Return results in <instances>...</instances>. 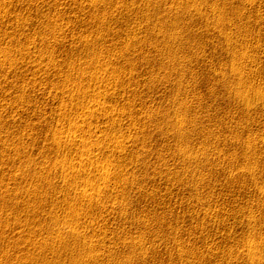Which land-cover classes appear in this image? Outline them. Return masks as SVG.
<instances>
[{
  "label": "rangeland",
  "instance_id": "obj_1",
  "mask_svg": "<svg viewBox=\"0 0 264 264\" xmlns=\"http://www.w3.org/2000/svg\"><path fill=\"white\" fill-rule=\"evenodd\" d=\"M239 85L264 95V0H0V191L17 198L2 240L51 223L24 205L66 212L57 188L108 163L120 207H77L98 264H264V97L247 107ZM94 91L113 118L83 114Z\"/></svg>",
  "mask_w": 264,
  "mask_h": 264
},
{
  "label": "bare ground",
  "instance_id": "obj_2",
  "mask_svg": "<svg viewBox=\"0 0 264 264\" xmlns=\"http://www.w3.org/2000/svg\"><path fill=\"white\" fill-rule=\"evenodd\" d=\"M191 1V0H190ZM252 1V0H251ZM94 2V1H93ZM92 2V3H93ZM255 4V3H254ZM158 5V4H157ZM251 5V4H250ZM4 6V5H3ZM6 7V6H5ZM127 8V7H126ZM125 8V9H126ZM156 8V7H155ZM154 8V9H155ZM143 9V8H142ZM174 9V8H172ZM140 10V9H139ZM167 10V9H166ZM171 10V9H170ZM134 11V10H133ZM147 11V10H146ZM159 11V10H158ZM169 11V10H168ZM144 12V11H143ZM156 12V11H155ZM166 12V11H165ZM129 13V12H128ZM131 13V12H130ZM147 13V12H146ZM170 13V12H169ZM8 14V13H7ZM137 14V13H136ZM9 15V14H8ZM11 15V14H10ZM133 15V14H132ZM135 15V14H134ZM168 15V14H166ZM141 16V15H140ZM143 17V16H142ZM147 17V16H146ZM150 17V16H149ZM145 18V17H144ZM149 19V18H148ZM152 19V18H151ZM159 19V18H158ZM167 19V18H166ZM150 22V21H149ZM167 22V20H166ZM154 23V22H153ZM168 23V22H167ZM151 24V23H150ZM149 24V25H150ZM151 26V25H150ZM166 27V26H165ZM155 28V27H154ZM141 29V28H140ZM167 29V28H166ZM153 30V29H152ZM148 31V30H147ZM164 31V30H162ZM141 32V31H140ZM150 32V31H149ZM148 32V33H149ZM153 32V31H152ZM151 32V33H152ZM156 32V31H155ZM165 32V31H164ZM172 33V32H170ZM147 34V33H146ZM154 34V32H153ZM159 34V33H157ZM162 34V33H161ZM176 34V33H175ZM168 35V34H167ZM137 36V35H136ZM158 36V35H157ZM162 36V35H161ZM135 37V36H134ZM169 37H173V36H169ZM176 37V36H174ZM173 37V38H174ZM145 38V37H144ZM159 38V37H158ZM161 38V37H160ZM164 38V37H162ZM180 38V37H179ZM147 39V38H146ZM145 39V40H146ZM155 39V38H154ZM171 39V38H170ZM157 40V39H155ZM167 40V39H166ZM227 40V39H226ZM173 41V40H171ZM170 41V42H171ZM174 41L176 42V39H174ZM159 42V41H158ZM157 42V43H158ZM167 42V41H166ZM165 42V43H166ZM229 42V41H228ZM145 43V42H144ZM160 43V42H159ZM174 43V42H173ZM172 43V44H173ZM149 44V43H147ZM229 44V43H228ZM161 45V44H160ZM169 45V44H168ZM155 46V45H154ZM162 46V45H161ZM173 46V45H172ZM153 47V46H152ZM160 47V46H159ZM168 47V46H167ZM170 48V46H169ZM161 49V48H160ZM160 49H157V50H160ZM153 50V49H152ZM163 50V48H162ZM142 52V51H141ZM155 52V51H154ZM162 52V51H161ZM10 54V53H9ZM155 54V53H154ZM11 55V54H10ZM10 55L8 56V53L6 52L5 54V57L6 59L10 57ZM157 55V54H156ZM160 56V55H158ZM168 56V55H167ZM152 57V56H151ZM155 57V56H154ZM149 58V56H148ZM182 58V57H180ZM184 58V57H183ZM151 59V58H149ZM148 59V60H149ZM153 59V58H152ZM181 63V62H179ZM111 70V69H110ZM109 72L107 71V77H110V76H113L114 74L118 73V72H115L114 71L112 72ZM115 70V69H114ZM236 70V69H235ZM116 71V70H115ZM234 71V70H233ZM235 73H237V70L234 71ZM134 73V72H133ZM132 73V75H133ZM113 74V75H112ZM151 74V73H150ZM149 74V75H150ZM117 75V74H116ZM115 76V75H114ZM119 77V76H117ZM121 77V76H120ZM110 79V78H109ZM116 79V78H115ZM182 79V78H181ZM177 80V79H176ZM175 82L177 83L178 81ZM183 80V79H182ZM146 81V80H145ZM182 82V81H181ZM180 82V83H181ZM147 84V83H146ZM183 84V83H181ZM180 84V85H181ZM141 85V84H140ZM145 85V84H143ZM116 87V86H115ZM117 88V87H116ZM121 89V88H120ZM114 90V88H113ZM234 92L237 96L240 97L241 100H243V102L245 103V105L247 107H250L251 104L254 102V100L256 98L258 99H263L264 95L262 93H256V94H250L249 92L247 91H243L244 89H242V87L239 85L237 87H234ZM109 91V90H108ZM106 92V91H105ZM116 93V92H115ZM94 96L93 98L96 99L95 100V104H89L88 106H85L83 108V114H98V113H103V116L106 117V118H113V116L115 115V110L113 108H108V110L106 109L105 106H103V109L102 107L100 106V100L102 99V95H101V92H97L95 93L94 91ZM96 97V98H95ZM257 100V99H256ZM255 100V102H256ZM1 103V102H0ZM174 103V101H173ZM185 104V103H184ZM1 105V104H0ZM186 107V106H184ZM246 107V108H247ZM180 109V108H179ZM82 110V109H81ZM248 110V108H247ZM99 111V112H98ZM184 111H185V108H184ZM82 113V112H81ZM185 118H177L176 119V123L174 125V122L172 123V125H174V132L175 134L178 136L175 135V137L177 138H180L182 139V136L185 137L186 134L183 133V130H184V125L186 124L185 122ZM78 122V121H77ZM78 125V124H77ZM76 128V124L73 123L72 126H70V129L72 128ZM79 127V126H78ZM173 127V126H172ZM74 128V129H75ZM86 129V128H85ZM87 131V130H86ZM88 132V131H87ZM184 134V135H183ZM76 135V134H75ZM70 137V136H69ZM100 137V138H99ZM79 137L77 136H72L71 138H69V145H72V146H81L87 142L85 140H79L78 139ZM98 140L102 142H112V143H116V144H119V143H123L124 141L120 139V137H117V136H114V135H111L110 133L108 134H103L102 136H98ZM99 143V142H98ZM89 144V143H88ZM5 145V144H4ZM8 144L5 145V147H7ZM122 148V144H119ZM87 146V145H86ZM10 147V146H9ZM83 148V147H82ZM81 148V149H82ZM80 149V148H79ZM84 149V148H83ZM180 154L181 156H186L188 154H190V150L187 148V147H181L180 148ZM83 152H86V156L87 158H93L95 155H94V151H91V150H83ZM188 160V158L186 159ZM137 162V161H136ZM189 162V161H187ZM112 165H109L108 163L106 164H103L101 167H98L97 171L95 169H90L89 172L85 171L86 174H83L84 176V179L86 181H84V183H77L75 186H68V187H60V188H57V191L55 194L56 196V199L55 201L57 200V198L60 196V195H65V196H68L73 197V199L76 202H74L73 204H68L69 207L67 209L66 212H62V213H58L56 211H53L51 208H47L45 206V208H41V206L39 208H30L29 205L28 206H25L22 207L24 209V211H26L27 213H32V215H34L36 212H39L40 215L50 221L51 223L50 224H46L43 219L42 220H39L38 221V218L37 220L35 221V218L32 217V215L30 216L29 215V218L32 217V219L24 222L23 224L20 223L19 226H17L16 228H19V230L22 231V234L17 241H13V242H9L7 241V234L6 236H3L5 235V228L6 226L8 225L9 223V218L8 217H1L0 218V242H4L5 245H3V243L1 244L0 243V253H2L3 255H1L0 257V264H80V261H88L90 263H93V264H98L97 261L95 259V256L91 253V250L90 248L93 249L94 251V242L92 240H88L86 238L87 236V231L85 229L86 226H84V224L86 223H89V222H92L93 221V217L90 215V214H86L83 215V213L81 214L80 211L78 210L77 207H79L78 205H85V206H90L91 210L92 208L94 209H105L107 207V205H109L110 203L113 205H116L117 207L120 205H117V202H115V192L113 189H117L115 187V185L118 183H115V184H112L111 181L108 179V177L110 176L109 174L113 173L115 168L112 169L113 167H111ZM54 168V167H52ZM57 168V167H56ZM63 168V170L65 169L64 167H61ZM60 168V169H61ZM56 170V169H55ZM62 170V171H63ZM52 171V169H51ZM69 171V170H68ZM74 172H76L75 170H73ZM55 172V171H54ZM61 172V171H60ZM65 173V172H63ZM117 173H118V170H117ZM79 174V173H78ZM72 176L73 177L76 175L73 174V172L69 171L63 175V178H66L68 176ZM81 176V173L79 174ZM77 175L80 179V176ZM86 175V176H85ZM67 176V177H66ZM70 176V178H71ZM101 180L102 178V182H96L94 180V178H97ZM119 176V174H118ZM122 176V175H121ZM91 177H93V179H91ZM75 178V177H74ZM73 178V179H74ZM110 178V177H109ZM72 179V178H71ZM72 179V180H73ZM76 179V178H75ZM82 179V178H81ZM83 179V180H84ZM92 180V181H91ZM93 180L95 181L93 183ZM112 180V179H111ZM117 180V179H116ZM129 180V179H127ZM62 182H65L63 180H61ZM69 181V180H67ZM66 181V182H67ZM78 181V179H77ZM22 182V181H21ZM65 182V183H66ZM72 182V181H71ZM71 182H68L69 185ZM110 182V183H109ZM115 182V181H113ZM129 182V181H128ZM20 183V182H18ZM132 183V182H131ZM16 184V183H15ZM21 184V183H20ZM80 184V186H79ZM73 185V183H72ZM1 186V185H0ZM19 186V185H17ZM64 186V185H63ZM67 186V185H65ZM118 186V184H117ZM2 187V186H1ZM0 187V190H2ZM3 188V187H2ZM121 188V187H120ZM119 188V189H120ZM56 189V188H55ZM54 190V189H52ZM111 190V191H110ZM111 192V196L114 197H109V198H106V192ZM109 192V194H110ZM43 193H45V195H42ZM41 194V192L37 189H34L31 191V193L29 191L26 192V195L28 196L27 198H31V196L33 195L35 197H38L37 199L39 200V196L43 197V196H46V192H43ZM65 193V194H63ZM67 193V194H66ZM123 193V192H122ZM0 194H1V191H0ZM50 194V192H49ZM52 194V193H51ZM50 194V195H51ZM58 194H60L59 196H57ZM49 196V195H48ZM116 196V195H115ZM47 197V196H46ZM46 197H44L46 199ZM50 197H53V196H50ZM61 197V196H60ZM64 197V196H63ZM17 198H15V196L12 194L11 197H4L2 194L0 195V209L1 207L3 208H6V207H12L15 205V201H16ZM43 199V198H42ZM41 199V200H42ZM48 199V197H47ZM65 199V198H64ZM108 199V200H107ZM40 200V202L42 203V201ZM44 200V199H43ZM52 200V198H51ZM59 200V199H58ZM63 200V198H62ZM113 200V201H112ZM47 201V200H46ZM45 203V200L43 201ZM54 203V201H52ZM58 204L60 202H63V201H57ZM56 202V205H58ZM66 202V201H65ZM39 203V202H37ZM51 203V202H50ZM17 204V203H16ZM36 204V203H35ZM46 204V203H45ZM61 204V203H60ZM59 204V205H60ZM44 205V204H43ZM50 205V204H49ZM18 206V204L16 205ZM15 206V207H16ZM37 206V205H36ZM52 207H54V204L51 205ZM50 206V207H51ZM115 206V207H116ZM33 207V206H32ZM38 207V206H37ZM49 207V206H48ZM114 207V206H113ZM118 207V208H119ZM22 208H19L20 211ZM56 208V207H55ZM107 209V208H106ZM23 211V210H22ZM21 211V212H22ZM23 211V212H24ZM19 212V211H18ZM20 212V213H21ZM22 212V213H23ZM18 213V214H20ZM28 213V214H29ZM34 213V214H33ZM44 215V216H43ZM36 216V215H35ZM39 216V215H38ZM37 216V217H38ZM39 219H40V216H39ZM33 222H37L36 224V227L38 229L35 230V226L33 225ZM34 227V230L32 229ZM87 225V224H86ZM7 230V229H6ZM41 231H43L44 233H41ZM9 233V232H8ZM57 233L56 236H54V234ZM87 233V234H86ZM2 237H6V239L2 240L3 238ZM7 242H6V241ZM73 240V241H72ZM31 248H35L34 251L31 250ZM86 250H89V252H86ZM99 251H102L101 249L98 248ZM255 252H253V250H251V255L254 257ZM250 255V256H251ZM258 256V255H257ZM259 257V256H258Z\"/></svg>",
  "mask_w": 264,
  "mask_h": 264
}]
</instances>
